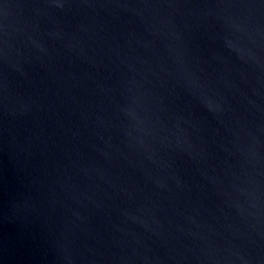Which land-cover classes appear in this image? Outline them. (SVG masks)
<instances>
[{
    "label": "water",
    "instance_id": "95a60500",
    "mask_svg": "<svg viewBox=\"0 0 264 264\" xmlns=\"http://www.w3.org/2000/svg\"><path fill=\"white\" fill-rule=\"evenodd\" d=\"M0 264H264V0H0Z\"/></svg>",
    "mask_w": 264,
    "mask_h": 264
}]
</instances>
